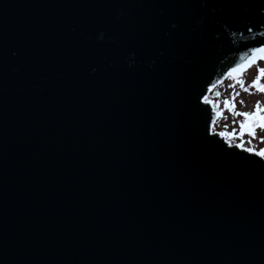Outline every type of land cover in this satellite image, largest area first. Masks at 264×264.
Instances as JSON below:
<instances>
[{"label":"water","instance_id":"water-1","mask_svg":"<svg viewBox=\"0 0 264 264\" xmlns=\"http://www.w3.org/2000/svg\"><path fill=\"white\" fill-rule=\"evenodd\" d=\"M261 49L264 0H0V264H264L204 101Z\"/></svg>","mask_w":264,"mask_h":264},{"label":"rangeland","instance_id":"rangeland-1","mask_svg":"<svg viewBox=\"0 0 264 264\" xmlns=\"http://www.w3.org/2000/svg\"><path fill=\"white\" fill-rule=\"evenodd\" d=\"M261 68H264V62L253 66L240 77H228L215 89L218 93L215 103L220 114L214 131L224 134L231 143L264 156V120L261 119L264 117V91L260 90L264 87V75L259 72ZM240 81L243 82V87ZM236 93L239 95H235ZM257 104L260 107L259 112L256 110ZM240 112H252L255 115L251 117L237 115ZM245 121L247 124L242 129ZM249 128L254 129L255 135L250 133Z\"/></svg>","mask_w":264,"mask_h":264},{"label":"snow or ice","instance_id":"snow-or-ice-1","mask_svg":"<svg viewBox=\"0 0 264 264\" xmlns=\"http://www.w3.org/2000/svg\"><path fill=\"white\" fill-rule=\"evenodd\" d=\"M261 51H264V49H261ZM259 72H260L262 75H264V68L259 69ZM240 83H241V86L243 87V82L240 81ZM260 90H261V91H264V87H261ZM235 95H239V93H236ZM233 100H235V96H233ZM226 103H227V102H226ZM241 103H242V101H241ZM232 106L234 107V104H233ZM256 110H257V112L260 111L259 104H257V106H256ZM237 115H241V116H244V117H251V116L255 115V113H252V112H240V113H237ZM261 119L264 120V117H261ZM246 124H247V121H245V122L242 124V126H241L242 129L245 127ZM248 130L250 131V133H251L252 135H255V131H254V129L249 128Z\"/></svg>","mask_w":264,"mask_h":264}]
</instances>
